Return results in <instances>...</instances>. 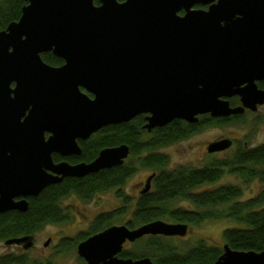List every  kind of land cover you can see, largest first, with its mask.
<instances>
[{
	"label": "water",
	"instance_id": "water-1",
	"mask_svg": "<svg viewBox=\"0 0 264 264\" xmlns=\"http://www.w3.org/2000/svg\"><path fill=\"white\" fill-rule=\"evenodd\" d=\"M24 1L20 19L0 32V214L26 212L25 198L66 178L123 165L127 145L106 148L91 163H54V154L80 156L77 140L103 128L144 115L150 132L175 120L196 124L203 115L229 118L264 105L258 86L264 81V0ZM49 52L64 64L45 63L41 56ZM233 97L240 106H231ZM231 146L225 139L208 151ZM188 228L162 220L134 229L111 226L80 242L76 252L87 264H154L119 255L127 243L184 238ZM33 240L5 245L29 250ZM214 264H264V248L224 245Z\"/></svg>",
	"mask_w": 264,
	"mask_h": 264
},
{
	"label": "trees",
	"instance_id": "trees-1",
	"mask_svg": "<svg viewBox=\"0 0 264 264\" xmlns=\"http://www.w3.org/2000/svg\"><path fill=\"white\" fill-rule=\"evenodd\" d=\"M26 4L24 0H0V32L11 22L20 19ZM94 4L98 5V1L95 0ZM41 57L50 66L57 67L62 64L60 59L50 53L42 54ZM259 87L264 89L262 84ZM233 102L231 99L232 106ZM143 117L141 115L131 122L103 128L88 144L82 145V153L77 157V161L91 162L105 148L127 145L130 147V160L125 165L105 169L83 179L67 178L60 184L46 187L36 198L31 199L26 212L10 211L0 214V243L33 236L47 225L65 222L67 217L61 208V202L69 196L89 202L99 193L117 190L116 196L121 199L123 207L114 213L115 217L126 213L129 201L122 195L120 189L137 168L131 164L132 158H136L144 150L153 151L187 139L197 133L202 126L213 123L224 125L241 118L232 116L231 119L211 117L207 119L204 118L206 116H202V120L196 124L175 120L164 127L156 128L153 139L140 140L137 137L138 133H145L141 128ZM233 155L228 160L212 162L201 168L181 167L174 171L165 169L167 159L162 155L153 154L142 158L141 168L160 171L155 177L153 190L139 197L131 219L124 225L134 229L156 220L189 226L198 225L206 220H233L241 227L227 229L224 232V245L236 251L261 252L264 248V208L260 207H264V190L255 199L247 202H237L241 194L233 186L197 192L204 185L217 183L227 174L239 177L243 181L260 179L264 183V144L250 149L239 147ZM53 159L55 162L61 160L57 155L53 156ZM179 201L189 203L194 210L174 208L173 204ZM255 208L260 209L254 210ZM111 218L110 214L101 213L88 232L78 234L75 240L73 238L61 240L60 251L65 252L70 247L76 248L88 237L111 227ZM133 244L135 246L142 244V250L131 252L124 248L119 257L133 260L149 257L154 264H214L223 254V247L213 248L199 242L189 252L180 255L170 246L169 238L161 236H147ZM0 264L53 263L51 260H32L27 252H11L0 255Z\"/></svg>",
	"mask_w": 264,
	"mask_h": 264
},
{
	"label": "rangeland",
	"instance_id": "rangeland-1",
	"mask_svg": "<svg viewBox=\"0 0 264 264\" xmlns=\"http://www.w3.org/2000/svg\"><path fill=\"white\" fill-rule=\"evenodd\" d=\"M204 118L208 119V117ZM220 138L233 139L235 142L234 149L224 150L226 152L219 151V153L223 152L220 154L210 153L208 151L209 145L214 140ZM144 140H146V138H144ZM180 141L181 142L177 141L174 145L165 147L164 149L161 148V150H159L160 152L156 150H144L139 156L144 157L151 152L155 155H162L167 159L165 169L169 171H174L181 167L201 168L212 162L218 163L219 161L228 160L234 156V150L239 147H244V144L249 148L264 144V105L260 106L257 112H248V114L241 116L240 119H236L230 123L224 125L213 123L202 126L197 133L184 139V141ZM135 159L136 158H132L130 161L137 167L135 173L126 182L123 188L124 195L129 201L127 202L128 210L126 213L115 217L114 213L123 207L121 199L116 196L115 190L99 193L89 202H84L75 196H69L61 202V208L64 210V214L67 217L66 221L57 225L45 226L34 235V246L32 249L24 252H27L32 260H51L53 264H82L80 262L82 259L79 258L76 252L77 246L76 248L70 247L67 251L61 252L59 249L61 240L67 238H73L75 240L78 234H85L88 232L96 217L101 213H108L111 215V225L120 226L131 219L136 204L135 199L137 200L138 198V193L136 192L140 187L145 186L147 179L153 175V172H157L158 174L160 171V169L141 168V165L135 161ZM222 186H233L240 191L241 195L237 202L251 201L264 190V183H262L260 179H246L243 181L239 177L229 176L227 174L217 183L204 185L199 188L197 192L210 191ZM131 196L135 197V199L131 198ZM173 206L174 208H182L184 210H194V207L187 202H175ZM260 208H255L254 210ZM188 227L189 231L186 237L169 238L170 246L180 255L189 252L199 242H204L209 247L222 248L224 245V232L227 229L241 226L233 220H206L198 225ZM47 242H49V244L45 246ZM142 246V244H137L135 246V244L132 243L126 244L124 248L128 249L127 251L140 252ZM11 252L21 253L23 250L13 245L6 246L3 242L0 243V255Z\"/></svg>",
	"mask_w": 264,
	"mask_h": 264
},
{
	"label": "flooded vegetation",
	"instance_id": "flooded-vegetation-1",
	"mask_svg": "<svg viewBox=\"0 0 264 264\" xmlns=\"http://www.w3.org/2000/svg\"><path fill=\"white\" fill-rule=\"evenodd\" d=\"M119 2H123L124 0H118ZM214 2H216V1H214ZM98 5H99V2H98ZM208 5L207 6H201V5H197V6H195V8L196 9H203V10H207L208 9ZM180 16H182V15H184V12L183 11H180L179 13H178ZM50 54H52L53 55V53L52 52H49ZM49 53H47V54H49ZM54 56V55H53ZM56 57V56H55ZM58 58V57H57ZM58 59H60V58H58ZM61 61H62V64L61 65H59V66H57V67H60V66H62L63 64H64V61L62 60V59H60ZM56 67V66H55ZM260 84H262V85H264V81H262V82H260V83H258V86H260ZM260 88V87H259ZM261 89V88H260ZM262 90H264V89H262ZM91 96V95H90ZM92 97V96H91ZM233 99V103H234V105L232 106V104H231V106L232 107H237V106H240L241 105V103H240V100H239V98L238 97H233L232 98ZM231 100V99H230ZM248 112H252V111H250V110H246L245 111V113L243 114V115H245V114H248ZM257 112V111H256ZM253 113V112H252ZM243 115H237V116H235V117H238V116H243ZM144 116V115H143ZM203 116H206V117H210L209 115H203ZM232 117V116H231ZM231 117H229L228 119H231ZM202 119V116H200V120ZM147 122L145 121V116L143 117V123H142V126H141V128H142V130L143 131H145V133H143V134H140V133H138V139H140V140H144V138H146V139H153V132H154V130H156V128L155 129H153V130H151L150 132L149 131H147L146 129H144L143 128V126L146 124ZM101 130H103V129H101ZM100 130V131H101ZM100 131H98V132H100ZM97 132V133H98ZM97 133H95V134H97ZM95 134H93L90 138H88V139H86V140H77V143H78V145H79V147H80V149H81V153H82V145H86V144H88V142L91 140V138L95 135ZM48 136L49 135H45V137L46 138H48ZM222 139H229V138H220V139H216V140H214L213 142H211V144L212 143H214V142H218L219 140H222ZM229 140H231L232 141V146L229 148L230 150L231 149H234V145H235V142H234V140L233 139H229ZM182 141H184V140H182ZM179 142H181V141H179ZM174 145V144H173ZM119 146H121V145H119ZM169 146H172V145H169ZM117 147V146H116ZM129 147V146H128ZM166 147H168V146H166ZM244 147L246 148V149H250L246 144H244ZM108 148H113V147H108ZM165 147H163V149H164ZM252 148H255V147H252ZM106 149V148H105ZM228 149V150H229ZM238 149V148H237ZM237 149H235L234 150V152L233 153H235L236 151H237ZM104 150V149H103ZM129 150H130V147H129ZM159 150H161V148H158V149H156V151H159ZM102 151V150H101ZM100 151V152H101ZM155 151V150H154ZM227 151V150H226ZM226 151H223V152H226ZM99 152V153H100ZM160 152V151H159ZM223 152H220V153H223ZM154 153H157V152H154ZM219 152L218 153H212V154H220ZM212 154H210V155H212ZM55 155H57L58 156V158H60L61 160L60 161H58V162H55L54 161V159H53V161H54V163L55 164H58V163H61V162H66V163H68V164H70V165H77V164H80V163H91V162H85V161H77V157L78 156H75V155H72V156H68V157H61L60 155H58V154H54L53 156H55ZM81 155V154H80ZM99 155V154H98ZM141 155V154H140ZM147 155H153V153L151 152V153H148ZM146 155V156H147ZM52 156V157H53ZM146 156H144V157H140L139 155L136 157V159H135V161H137L139 164H140V160L142 159V158H145ZM98 157V156H97ZM96 157V158H97ZM95 158V159H96ZM66 159H68L69 161H67ZM94 159V160H95ZM93 160V161H94ZM130 160V153H129V156H128V158L127 159H125V161H124V163H123V165H125L128 161ZM132 164V163H131ZM123 165H121V166H123ZM97 174V173H96ZM92 175V174H91ZM134 175V174H133ZM90 176V175H89ZM153 178L150 180V182H149V184H148V179H147V181H146V184H145V186H143V187H140L139 188V190L136 192V193H138V198H137V200L139 199V197L140 196H142V195H144V194H146V193H148V192H151L152 190H153V186H154V180H155V177L157 176V172H153ZM87 177V176H86ZM132 177V176H131ZM130 177V178H131ZM85 178V177H84ZM129 178V179H130ZM67 179V178H66ZM66 179H64V180H66ZM77 179H83V178H77ZM128 179V180H129ZM63 180V181H64ZM128 180H126V182L128 181ZM62 181V182H63ZM61 182V183H62ZM126 182H125V185H126ZM60 184V183H59ZM125 185L120 189V192L122 193V195H124V192H123V188L125 187ZM147 186H149V190L146 192V193H144V190L146 189V187ZM115 191H117V190H115ZM262 192V191H261ZM260 192V193H261ZM37 197V196H36ZM36 197H27V198H25V200L28 202V207H29V202H30V200L31 199H34V198H36ZM131 198H133V199H135V197H133V196H131ZM24 198H17V199H15V202H18V201H20V200H23ZM136 199H135V201H137ZM134 201V200H133ZM5 214V213H4ZM124 225V224H123ZM188 225V224H187ZM189 226V225H188ZM188 231H189V228H188ZM21 238V237H20ZM33 238H34V235H33ZM174 238H178V237H174ZM34 241V240H33ZM5 244V243H4ZM13 246H15V247H17V248H20L21 250H23V252L24 251H28V250H24V248H23V245H13ZM224 246V245H223ZM32 249V248H31ZM30 250V249H29ZM236 251V250H235ZM222 255V254H221ZM221 255L218 257V259L221 257ZM80 258V257H79ZM80 259H82V258H80ZM82 261L84 262V264H87L83 259H82ZM81 262V261H80ZM83 262H82V264H83ZM80 264V263H79Z\"/></svg>",
	"mask_w": 264,
	"mask_h": 264
}]
</instances>
